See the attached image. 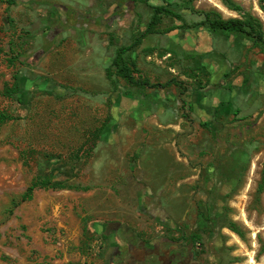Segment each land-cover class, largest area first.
Segmentation results:
<instances>
[{
    "label": "rangeland",
    "instance_id": "374dc122",
    "mask_svg": "<svg viewBox=\"0 0 264 264\" xmlns=\"http://www.w3.org/2000/svg\"><path fill=\"white\" fill-rule=\"evenodd\" d=\"M234 1L264 32V0ZM155 5L177 28L125 57L185 92L106 77ZM205 12L241 17L222 0H0V264H100L105 222L167 220L207 264H264V52ZM34 178L64 188L19 201Z\"/></svg>",
    "mask_w": 264,
    "mask_h": 264
},
{
    "label": "trees",
    "instance_id": "16d2710c",
    "mask_svg": "<svg viewBox=\"0 0 264 264\" xmlns=\"http://www.w3.org/2000/svg\"><path fill=\"white\" fill-rule=\"evenodd\" d=\"M16 0H9V3H15ZM225 5L230 9L241 13V17H229L223 18L218 13L205 12L203 24L208 25L209 29L213 32H223L226 34H232L240 36L252 42L253 45L258 46L261 51L264 52V32L262 29V23L260 20L250 13L246 12L241 5L236 3L234 0H222ZM154 16L149 22L148 26L144 31L135 37L130 43L120 45L115 51V55L111 61L110 66L106 70V77L112 80L113 76L120 77L125 83L137 87V88H164L168 85H177L183 92L188 89L184 86L182 81L177 79H170L164 83L150 82L148 78L141 77L139 75V68L136 64L135 59L125 57L128 52H133L141 43L143 37L148 34L168 32L176 29L177 27H171L167 31H159L157 25L160 22L161 15H169L177 19H181V15L164 5L152 6ZM197 68H204V65H199ZM19 88L18 77H15V88L10 90V93H17ZM7 119H12L11 116L0 113V122ZM64 188L61 182H51L50 180H44L41 178H34L31 183L26 187L25 191L20 197L19 201H25L31 198L34 189L36 188ZM14 205L18 204L17 201L13 202Z\"/></svg>",
    "mask_w": 264,
    "mask_h": 264
},
{
    "label": "flooded vegetation",
    "instance_id": "af4514ba",
    "mask_svg": "<svg viewBox=\"0 0 264 264\" xmlns=\"http://www.w3.org/2000/svg\"><path fill=\"white\" fill-rule=\"evenodd\" d=\"M169 220L158 228L130 229L118 221L104 223L100 264H207L191 239ZM173 228V229H172Z\"/></svg>",
    "mask_w": 264,
    "mask_h": 264
},
{
    "label": "crops",
    "instance_id": "0c3cea01",
    "mask_svg": "<svg viewBox=\"0 0 264 264\" xmlns=\"http://www.w3.org/2000/svg\"><path fill=\"white\" fill-rule=\"evenodd\" d=\"M170 44H172V43H170ZM176 47H180V48H182V47H184V45L183 44H185V43H173ZM183 50V49H182ZM188 54H192V55H197V53H195V52H188Z\"/></svg>",
    "mask_w": 264,
    "mask_h": 264
}]
</instances>
